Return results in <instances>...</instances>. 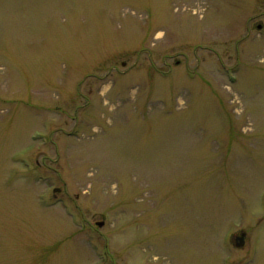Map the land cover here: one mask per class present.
Wrapping results in <instances>:
<instances>
[{
  "label": "rangeland",
  "instance_id": "1",
  "mask_svg": "<svg viewBox=\"0 0 264 264\" xmlns=\"http://www.w3.org/2000/svg\"><path fill=\"white\" fill-rule=\"evenodd\" d=\"M263 199L264 0H0V264H264Z\"/></svg>",
  "mask_w": 264,
  "mask_h": 264
},
{
  "label": "water",
  "instance_id": "2",
  "mask_svg": "<svg viewBox=\"0 0 264 264\" xmlns=\"http://www.w3.org/2000/svg\"><path fill=\"white\" fill-rule=\"evenodd\" d=\"M258 27H259V26H258ZM57 190H58V189L56 188V189H54L53 191H57ZM263 207H264V201H263ZM102 224H103V221H100V222H97V223H96L97 226H101ZM244 236H245V234H244V232H242V233H240L239 236H236V237L234 238L235 246H236V247H240V246L243 245V242H244Z\"/></svg>",
  "mask_w": 264,
  "mask_h": 264
},
{
  "label": "flooded vegetation",
  "instance_id": "3",
  "mask_svg": "<svg viewBox=\"0 0 264 264\" xmlns=\"http://www.w3.org/2000/svg\"><path fill=\"white\" fill-rule=\"evenodd\" d=\"M242 232H244V231H240V232H238L237 235H239V234L242 233ZM244 234H245V233H244ZM237 235H235L234 237H236ZM245 237H246V234H245V236H244V240H245Z\"/></svg>",
  "mask_w": 264,
  "mask_h": 264
}]
</instances>
